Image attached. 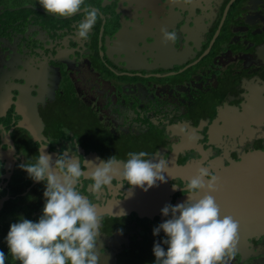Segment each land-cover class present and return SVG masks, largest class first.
Here are the masks:
<instances>
[{
    "label": "flooded vegetation",
    "instance_id": "1",
    "mask_svg": "<svg viewBox=\"0 0 264 264\" xmlns=\"http://www.w3.org/2000/svg\"><path fill=\"white\" fill-rule=\"evenodd\" d=\"M84 7L98 16L79 39ZM43 147L85 172L140 151L185 168L149 209L98 214L104 262L154 264V242L167 245L153 229L167 219L165 205L186 202L185 181L200 168L236 176L246 154L264 151V0H84L71 17L37 0H0L1 226L42 215L45 184L19 165L35 163ZM91 184L83 177L78 190L95 207L135 188L118 176L100 192ZM242 188L224 193L220 211L264 212V192L249 201ZM242 244L229 264H264V236Z\"/></svg>",
    "mask_w": 264,
    "mask_h": 264
},
{
    "label": "clouds",
    "instance_id": "2",
    "mask_svg": "<svg viewBox=\"0 0 264 264\" xmlns=\"http://www.w3.org/2000/svg\"><path fill=\"white\" fill-rule=\"evenodd\" d=\"M37 3L48 14L71 17L80 12L84 0H37ZM83 12L85 18L74 33L79 39L87 38L98 16L97 10L89 7H84ZM164 39L175 41L176 33L165 32ZM45 148H39L35 163L26 161L19 165L28 178L45 184L42 215L37 222L21 218L11 224L5 237L8 251L20 264H99L97 238L101 217L95 205L78 190L82 178L92 181L93 192L110 186L116 176L130 188L147 192L158 186L157 182H166L163 173L167 163L162 159L158 162L145 159L148 153L144 151L129 152L126 161H117L112 156L85 172L78 160L68 156L59 154L53 161ZM216 180L206 168L198 169L180 188L188 197L186 202L167 204L161 209L167 219L153 229V235L158 236L161 231L165 234L163 244L167 250L154 242V264H229L235 256L239 225L231 216L221 218L219 205L208 194L215 191ZM201 191L205 193L203 196ZM0 264H5L2 251Z\"/></svg>",
    "mask_w": 264,
    "mask_h": 264
},
{
    "label": "water",
    "instance_id": "3",
    "mask_svg": "<svg viewBox=\"0 0 264 264\" xmlns=\"http://www.w3.org/2000/svg\"><path fill=\"white\" fill-rule=\"evenodd\" d=\"M160 159H153V162H158ZM167 168L163 175L165 176L164 183L157 182L158 186L150 188L147 192L143 191L141 188L135 187L132 191L129 199L119 200V201H108L107 205L96 207L97 214H110L113 216H124L130 213L131 209H137L142 211V209H149L152 206V200L156 198H162L164 201L166 198L165 187L167 180L171 175L181 174L184 175L185 171L183 168L177 166L172 161H166ZM240 173L236 176L227 172L225 175L221 174L217 177L215 184V191L208 193L215 198L216 203L222 208V199L224 193L235 195L243 187L244 193L249 196V201H254V196L262 191V186H264V151H256L246 154L242 158L241 165L238 167ZM230 177L235 178V180L230 179ZM239 177V178H238ZM224 190L222 192V188ZM205 194V193H204ZM238 199V198H235ZM261 199V196L260 198ZM233 215L236 217L234 221L238 222V239H237V249L236 251L243 252V242L245 238L260 237L264 236V212H244L241 217L235 214V212H221V218L224 216ZM101 240L97 244V252L99 254V264H110L104 262L102 256L100 255L101 250ZM113 243L108 242V245ZM243 254V253H242Z\"/></svg>",
    "mask_w": 264,
    "mask_h": 264
},
{
    "label": "trees",
    "instance_id": "4",
    "mask_svg": "<svg viewBox=\"0 0 264 264\" xmlns=\"http://www.w3.org/2000/svg\"><path fill=\"white\" fill-rule=\"evenodd\" d=\"M9 229L10 228L8 226L0 225V251L4 252L5 254V264H20V262L14 259L8 251V246L5 237L7 236Z\"/></svg>",
    "mask_w": 264,
    "mask_h": 264
}]
</instances>
